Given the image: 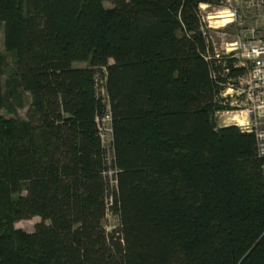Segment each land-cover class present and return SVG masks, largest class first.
Wrapping results in <instances>:
<instances>
[{
	"label": "trees",
	"instance_id": "obj_1",
	"mask_svg": "<svg viewBox=\"0 0 264 264\" xmlns=\"http://www.w3.org/2000/svg\"><path fill=\"white\" fill-rule=\"evenodd\" d=\"M104 1L0 0L16 58L0 106L13 91L30 99L25 119L0 114V210L40 217L0 235V264H264V157L253 134L213 121L244 68L214 57L199 6L226 0Z\"/></svg>",
	"mask_w": 264,
	"mask_h": 264
},
{
	"label": "rangeland",
	"instance_id": "obj_2",
	"mask_svg": "<svg viewBox=\"0 0 264 264\" xmlns=\"http://www.w3.org/2000/svg\"><path fill=\"white\" fill-rule=\"evenodd\" d=\"M251 0H226L222 4H204L199 6L202 20L209 29V39L213 42L214 51L224 52L226 42L234 41L239 36H243L245 31L255 19L259 22L264 18V4L259 2L252 5ZM105 7H112L113 4L110 1H104ZM223 12V13H222ZM221 16V17H220ZM15 52L7 50L4 44V29L3 22L0 19V88L1 93L6 89V81L13 79L15 75ZM74 66L83 67L86 66L85 62H75ZM96 80V92L102 97L103 100H107L106 91L104 89V77L99 72L95 76ZM29 93L22 91H13V95L5 98L4 102L7 105L0 106V114L7 120H23L26 116V110L29 102ZM236 107L227 105H221L217 103L216 110L218 113L213 114V121L216 124L222 123L223 120L227 121L229 114H222L225 110H234ZM215 110V111H216ZM234 115V114H230ZM217 126V125H216ZM110 134L106 131L103 136L104 144L108 145ZM8 135L5 132H0V145L5 146ZM112 152H109V165H111ZM108 180L111 185H114V169L110 166L108 170ZM112 189V187H111ZM17 195H14L16 198ZM117 214H113L108 218H105L103 224H118ZM40 221V217L34 216L28 220L15 221L12 219L11 214L7 210H0V235L21 232H32L36 223Z\"/></svg>",
	"mask_w": 264,
	"mask_h": 264
},
{
	"label": "built area",
	"instance_id": "obj_3",
	"mask_svg": "<svg viewBox=\"0 0 264 264\" xmlns=\"http://www.w3.org/2000/svg\"><path fill=\"white\" fill-rule=\"evenodd\" d=\"M251 2L252 5L259 2L264 4V0H251ZM213 54L217 59L224 58L230 61L236 68H244L242 75L230 78L226 83L222 84L218 91L216 96L218 104L224 106L229 104L236 108L231 111H222V114H229L226 118L227 121L223 120L222 123L216 125L217 127L235 125L241 132L253 134L256 140L257 153L260 157H264V18L261 22L255 19L251 26L246 29L243 36H239L234 41L226 42L224 52H215L213 46ZM206 58L208 59L209 56ZM103 101L106 104L105 113L102 116H97L95 120L100 131L102 143L107 148L109 159V152H112L113 144L111 113L108 98ZM214 113H218V110ZM106 131L110 134L108 145L104 144L103 139ZM110 183L109 181L110 188L105 198V218L113 216L115 213L117 214L112 208V194L116 187V182L114 180V185ZM116 216L118 218V214ZM118 225L119 218L118 224L111 225L109 223L104 225V227L106 231L111 232Z\"/></svg>",
	"mask_w": 264,
	"mask_h": 264
},
{
	"label": "bare ground",
	"instance_id": "obj_4",
	"mask_svg": "<svg viewBox=\"0 0 264 264\" xmlns=\"http://www.w3.org/2000/svg\"><path fill=\"white\" fill-rule=\"evenodd\" d=\"M223 13V12H222ZM221 17V16H220Z\"/></svg>",
	"mask_w": 264,
	"mask_h": 264
}]
</instances>
